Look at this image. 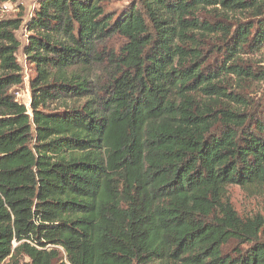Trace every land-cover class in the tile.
Returning a JSON list of instances; mask_svg holds the SVG:
<instances>
[{
	"label": "trees",
	"instance_id": "16d2710c",
	"mask_svg": "<svg viewBox=\"0 0 264 264\" xmlns=\"http://www.w3.org/2000/svg\"><path fill=\"white\" fill-rule=\"evenodd\" d=\"M110 2L37 0L31 113L7 94L21 20L0 22V264H264V213L227 192L264 187V102L227 91L264 82L238 56L264 0ZM63 96L85 102L39 110Z\"/></svg>",
	"mask_w": 264,
	"mask_h": 264
},
{
	"label": "rangeland",
	"instance_id": "374dc122",
	"mask_svg": "<svg viewBox=\"0 0 264 264\" xmlns=\"http://www.w3.org/2000/svg\"><path fill=\"white\" fill-rule=\"evenodd\" d=\"M125 3H127V0H111L106 7L107 9L119 8ZM36 8L37 0H0V22L13 20L15 18L21 20L20 27L14 32L16 39L20 43L15 53V59L20 68L15 74L16 78L18 77L20 81L10 84L7 87V94L18 104L24 105L29 113H31L29 108L31 100L34 98V95L39 92L33 90L31 87L32 80L37 76V69L24 54V48L31 34L26 28V23L34 16ZM231 19L245 20L243 15L233 16ZM107 43V48L116 50L120 44V39L114 38ZM238 56L246 64H253L256 65V67L264 66V47L257 51H252L251 53L239 54ZM96 72L101 74V83L114 75V69L104 68L103 66L102 70H96ZM2 73L0 69V76ZM47 90H49V88H47ZM227 91L238 93V96H236L238 99H242L245 95L248 99V106L261 105L264 102V82L251 80L244 82L238 80L236 77H231V79H228ZM234 95L235 93H233V96ZM84 102L85 98L75 100L63 96L58 100H47L45 104L39 106V110H67L72 106H81ZM231 104L233 106L240 105L237 100L231 101ZM227 192L234 209L239 215L253 216L257 213H264V187L256 185L246 187L231 185L227 188Z\"/></svg>",
	"mask_w": 264,
	"mask_h": 264
}]
</instances>
